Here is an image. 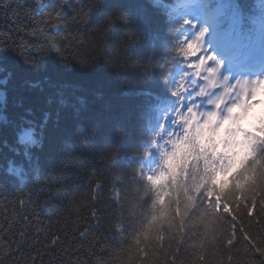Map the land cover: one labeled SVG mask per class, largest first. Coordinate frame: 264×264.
Masks as SVG:
<instances>
[{
	"label": "trees",
	"instance_id": "trees-1",
	"mask_svg": "<svg viewBox=\"0 0 264 264\" xmlns=\"http://www.w3.org/2000/svg\"><path fill=\"white\" fill-rule=\"evenodd\" d=\"M178 1L0 0V264H264V103L167 147Z\"/></svg>",
	"mask_w": 264,
	"mask_h": 264
},
{
	"label": "snow or ice",
	"instance_id": "snow-or-ice-1",
	"mask_svg": "<svg viewBox=\"0 0 264 264\" xmlns=\"http://www.w3.org/2000/svg\"><path fill=\"white\" fill-rule=\"evenodd\" d=\"M94 2L95 0H92V3ZM3 6L6 7L7 5H3ZM45 15L49 17V19L51 20L59 19L58 16L53 17L52 13L50 12H46ZM87 15L88 13H84L85 18H87ZM42 22L43 21L41 20L40 23ZM105 29L106 28H97L98 33L101 35V42L103 35L105 34ZM206 32L207 29H201L193 38L191 39H188L187 37L183 38L180 47L177 49V54L186 62V66L191 72V75H189V73H185V77H188V79L181 78L180 81H178L177 86L171 90L172 95L177 98L178 101L177 106L180 107L181 112L184 110L183 108L184 100L181 98L183 97L184 99H187L192 92L198 89V86L203 83L202 77L204 76L207 67L210 66L212 62L215 60V56L204 54L203 40ZM30 34L36 37L43 35L42 32H36V31H33ZM43 44L46 47L54 48L56 51L60 52V48L57 46V42L53 37H45ZM82 63L85 62L82 61ZM95 187L98 192L100 188H98L97 185H95ZM23 203H24L23 201H20L21 205H23ZM30 219L31 217H27L26 222L27 220ZM6 226L11 231L12 225L6 224ZM0 231H2V228H0ZM25 236L26 233L21 231L20 232L21 241H23ZM20 247H22V245H18L17 250H19Z\"/></svg>",
	"mask_w": 264,
	"mask_h": 264
},
{
	"label": "bare ground",
	"instance_id": "bare-ground-1",
	"mask_svg": "<svg viewBox=\"0 0 264 264\" xmlns=\"http://www.w3.org/2000/svg\"><path fill=\"white\" fill-rule=\"evenodd\" d=\"M150 105L149 106H151V107H155L156 105H158L159 104V102L156 100V99H154L153 97H150ZM150 124H152V123H148L145 127H148ZM175 143L173 144V146L175 147ZM155 165V166H154ZM152 168V169H155V170H157V168H159L158 166L156 167V163L155 164H153V165H151L150 166V164H149V168ZM150 168V169H151ZM164 171H166V166H164L163 167V172ZM153 173V175H155V176H157L158 174L157 173H155V172H152ZM158 181H163L164 180V177L161 175V174H159L158 176H157V178H156Z\"/></svg>",
	"mask_w": 264,
	"mask_h": 264
},
{
	"label": "rangeland",
	"instance_id": "rangeland-1",
	"mask_svg": "<svg viewBox=\"0 0 264 264\" xmlns=\"http://www.w3.org/2000/svg\"><path fill=\"white\" fill-rule=\"evenodd\" d=\"M192 17H193V15H192ZM198 28L201 29L202 26L199 25ZM203 43H204V40H203ZM262 97L264 98V96H262ZM210 117H211V116H210Z\"/></svg>",
	"mask_w": 264,
	"mask_h": 264
}]
</instances>
